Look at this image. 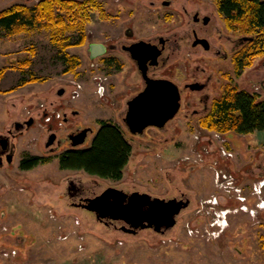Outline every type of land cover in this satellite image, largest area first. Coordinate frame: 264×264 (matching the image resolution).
I'll use <instances>...</instances> for the list:
<instances>
[{"label": "rangeland", "instance_id": "rangeland-1", "mask_svg": "<svg viewBox=\"0 0 264 264\" xmlns=\"http://www.w3.org/2000/svg\"><path fill=\"white\" fill-rule=\"evenodd\" d=\"M43 1L0 0V13L14 6L35 8ZM67 1L85 3L90 19L84 27L80 18L56 6L55 12L66 20L59 35L61 27H35L12 35L0 28V131L19 115L27 118L26 109L38 111L36 107L49 106L48 101L63 102L58 92L65 89L67 98L74 97L70 106L82 112L73 122L82 120L94 129L77 149L91 146L99 121L105 120L122 128L132 154L120 181L62 170L57 156L70 146L54 154L46 152L51 163L23 171L19 168L22 155L45 152L41 129L26 131L18 141L15 162L0 168V264H264V132L223 135L204 128L191 112L185 118L191 96L186 94L181 113L163 128L166 134L149 129L147 137L131 135L118 111L138 88H100L97 79L108 77L93 70L97 63L89 57V45L107 42L126 26L149 37L174 28L178 18L164 19L165 12L158 14L149 0ZM192 1L201 2L215 15L214 26L224 39H236L238 34L227 31L216 0ZM70 19L77 24L75 29H67ZM82 35L84 44L72 45ZM213 41L219 48L226 44L217 36ZM231 46L228 43L223 49L230 51ZM66 54L78 59L71 72H66ZM203 60L214 73L219 93L222 83L264 99V55L241 76L231 59L208 56ZM68 128L64 127L63 135ZM71 181L86 186L88 195H100L110 187L161 199L185 193L191 206L165 234L153 229L126 233L70 205L65 192ZM223 208L227 210L220 214Z\"/></svg>", "mask_w": 264, "mask_h": 264}, {"label": "flooded vegetation", "instance_id": "flooded-vegetation-1", "mask_svg": "<svg viewBox=\"0 0 264 264\" xmlns=\"http://www.w3.org/2000/svg\"><path fill=\"white\" fill-rule=\"evenodd\" d=\"M145 1L148 0H133L134 3H144ZM149 2L150 7L154 8L158 14L165 12L164 19L172 16L178 18L173 21L175 27L149 37H143L138 34L137 29L133 26H126L119 34L111 36L107 42H96V44L105 46L106 51L94 58H92L90 44L89 57L97 63L94 64L93 70L104 72L103 74L106 73L105 75L108 77L98 78L97 83L100 88H138L135 94H130L131 96L125 99L123 102L124 109L118 111V115L127 131L125 121L129 112V103L157 81H170L179 88L181 111L184 96L186 94L191 95L190 98H187V110H184L183 113L186 119L188 112H191L193 116H198L197 121L202 124L211 115L214 104L223 98L227 88H229L228 84L224 87L222 83H219L220 88L222 87L219 93V88L214 86V73L203 65V59L206 60L208 56H215L227 61L231 59L236 68L237 57L252 41L242 35H238L234 40L229 36L224 39L221 30L214 26L217 23V18L201 2H193L192 0H149ZM166 12H171L170 16ZM234 35L236 34L234 33ZM213 36H217L220 42H226L225 45L223 44L224 46L228 43L231 44L230 51L223 49L224 46L222 48L217 47L213 41ZM179 74L183 76L180 80L178 79ZM222 79H227V73L222 76ZM58 96L63 97L64 101L60 103L48 101L49 106L36 107L38 111H35L33 107L26 109L27 118L19 115L18 118H14L10 122L12 125L9 128L7 126L5 127L7 129L0 131V168L8 167L15 162L20 137L33 128L41 129V137L44 134L43 146L45 152L42 150L43 154L25 153L21 157L19 168L26 157H49L50 154L62 150V147L67 148L69 146L70 148L60 152L59 156L69 150H79L77 149L78 146H73L76 140L75 137L88 130L86 143L89 136L94 133L93 127L85 126L82 120L73 122L72 119L79 118L82 113L70 106L69 100L73 101V96L67 98L65 89H59ZM101 96H103V93H101ZM181 111L179 112L181 113ZM65 126H69V128L66 135H63ZM149 129H157L166 134L164 129L160 130L153 127L148 128L143 135H138L147 137ZM50 142L52 143L48 146ZM46 152L50 154L48 155ZM262 187H264V183ZM86 189V186L83 187V185L71 181L65 192L71 200L70 205L81 208L86 199L99 195H88ZM170 199L189 201V206L183 209L177 217L178 223L181 214L191 206V201L185 193L176 194L166 200ZM214 200L216 201L215 204L218 205V198L216 197ZM240 201H243V199ZM226 210L221 209L220 214ZM102 223L115 228L122 227L123 224L122 222L112 221ZM119 224L121 225L118 226ZM170 230L163 229L162 234Z\"/></svg>", "mask_w": 264, "mask_h": 264}, {"label": "trees", "instance_id": "trees-1", "mask_svg": "<svg viewBox=\"0 0 264 264\" xmlns=\"http://www.w3.org/2000/svg\"><path fill=\"white\" fill-rule=\"evenodd\" d=\"M216 1L228 30L252 41L236 59L235 70L237 75H241L246 68L254 64L255 59L264 55V0ZM56 6L67 11L71 17L80 18L83 27L89 22L90 16L88 10H85V3L45 0L35 8L14 6L2 11L0 28L12 35L35 27L44 26L55 30L61 27L56 33L59 35L66 27V20L62 14L55 12ZM69 23L67 29L76 28L77 24L73 23L72 19ZM84 42L85 36L82 35L79 41L72 45H83ZM65 59L69 65L66 72L75 70L78 59L67 54ZM202 127L223 134L247 135L264 132V99H261L259 94L229 86L223 98L214 104L211 115L202 122ZM132 149L121 127L109 121H101L100 130L91 146L87 149L66 151L58 157L59 165L62 170L84 171L92 176L120 181L129 163ZM51 162L50 157L30 156L24 158L20 168L29 171Z\"/></svg>", "mask_w": 264, "mask_h": 264}, {"label": "water", "instance_id": "water-1", "mask_svg": "<svg viewBox=\"0 0 264 264\" xmlns=\"http://www.w3.org/2000/svg\"><path fill=\"white\" fill-rule=\"evenodd\" d=\"M90 51L94 58L104 54L106 47L92 43ZM180 102L179 88L173 82L157 81L129 103L125 121L128 131L132 135H143L148 128L163 129L179 113ZM87 132L75 137L74 147L85 143ZM188 206L189 201L166 200L140 192L126 193L110 187L100 195L86 199L81 208L94 213L101 222H122L123 231L136 234L147 229L162 233L163 229L174 228L177 217Z\"/></svg>", "mask_w": 264, "mask_h": 264}, {"label": "crops", "instance_id": "crops-1", "mask_svg": "<svg viewBox=\"0 0 264 264\" xmlns=\"http://www.w3.org/2000/svg\"><path fill=\"white\" fill-rule=\"evenodd\" d=\"M20 161H21V158H20V160H19V163H20ZM41 166H42V165H41ZM24 235H25V234H24ZM24 235H23V236H24ZM26 236H27V235H26ZM33 236H34V235H33Z\"/></svg>", "mask_w": 264, "mask_h": 264}]
</instances>
